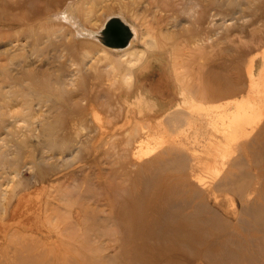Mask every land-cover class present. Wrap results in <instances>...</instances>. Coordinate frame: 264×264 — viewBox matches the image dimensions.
<instances>
[{
  "label": "bare ground",
  "instance_id": "bare-ground-1",
  "mask_svg": "<svg viewBox=\"0 0 264 264\" xmlns=\"http://www.w3.org/2000/svg\"><path fill=\"white\" fill-rule=\"evenodd\" d=\"M94 2L78 0L51 15L47 7L43 9L48 10L46 12L35 9L39 15L49 14L48 22L62 24L48 34L49 38L59 40L56 47L55 43L51 46L57 52L61 51L58 58L62 60L68 61V52L79 42H101L99 35L112 17H120L133 34L125 48H111L101 43L93 55L91 52L82 55L81 71L90 73L94 70L96 81L85 85L79 101L66 99L69 110H75L70 118L71 124L67 122L66 125L52 127L49 132V136H53L63 127L72 130L75 125H85L87 132L82 135L86 140L81 141V145L94 142V148L99 150L105 143L112 150L119 149L112 156L114 162L111 164L109 161V171L97 170L96 187L88 184V201L92 197V200L103 202L109 208L107 218L94 216L88 224L82 219L83 213L74 212L79 223L68 222L69 228L92 232L91 237L80 236L83 242L90 244L110 236L104 229L113 223L122 233V244L131 247L129 264H185L188 253H194L193 263H197L199 244L205 248L200 259L208 264H229L232 258L237 261L238 257L247 264L262 263L263 238L257 243L253 238L235 237L233 229L242 227L250 233L253 227L264 233V207L253 201L252 191L247 190V181L238 182L232 170L247 164L254 169L264 163V0H248L250 9L254 8L252 13L238 10L240 0H133V3L122 5L125 10L135 11L133 19L124 13L114 12L97 19L100 22L98 27L90 25L97 14ZM143 5L146 6L145 11L141 12L138 6ZM154 9L158 14L151 26L148 22L149 26L136 23L141 15H147ZM250 15L254 18L250 19ZM219 16L237 20L248 17L249 21L232 30L239 32L237 34L230 32L216 37L219 27L215 31L207 25ZM66 26L69 30L64 35ZM236 35L239 37L235 38ZM71 36L73 39L67 43ZM100 53L102 57H96ZM156 58L166 62L164 68L159 65L162 69L160 74L166 75L168 70L171 73L168 76L172 80L169 98L156 96L146 83L150 74L155 72ZM93 60L96 64L91 67L89 63ZM73 77L69 80L72 86L75 84ZM105 77V81L110 83H100ZM46 89L41 93L37 86L32 88L30 84L24 95L25 103L30 106L37 101L36 105L43 107L51 102L50 109L54 110L60 103L54 98L58 94L48 87ZM105 89L111 93H106ZM59 96L63 94L59 93ZM102 98L109 101L104 104L108 110L100 107ZM200 138H207L206 144H202ZM68 145L66 141H53L45 148L62 152ZM81 145L71 155L62 158L66 165L75 166L72 158L83 148ZM256 152H260L259 158L249 157ZM58 155H49L46 159H57ZM94 160L92 163L98 164V158ZM84 166L80 163L78 167ZM166 172L178 174L175 181L167 177L160 183V176ZM207 177L212 179L213 185L206 184ZM193 178L201 182L200 187L193 183ZM139 184L142 185L140 188ZM185 184L190 187L189 191L184 190ZM229 186H233L241 200L240 214L249 215L251 220L239 216L236 208L234 212L238 218L235 222L229 223L221 217L218 207L221 201L217 194ZM193 191L195 208L186 212L191 202L185 194ZM6 196L7 190H0V204ZM212 198L215 205L210 202ZM16 204L6 209V217L0 219V243L14 239V246L9 241L14 254L10 247L8 250L14 255V260L1 262L36 264L42 253L29 252L37 249L40 243L51 240V235L42 234L39 227V219L46 228L49 227L47 204L45 201L43 214L37 210H25L26 215L14 218L12 211ZM59 210H63V214H59L65 220L64 209ZM13 227L15 229L1 240V231L6 232ZM66 257L71 258L69 255Z\"/></svg>",
  "mask_w": 264,
  "mask_h": 264
},
{
  "label": "rangeland",
  "instance_id": "rangeland-1",
  "mask_svg": "<svg viewBox=\"0 0 264 264\" xmlns=\"http://www.w3.org/2000/svg\"><path fill=\"white\" fill-rule=\"evenodd\" d=\"M4 1H6V3ZM77 1L78 0H0V184L3 183L0 190H7L6 199L2 200L0 204V219L1 217H6V209H9V207L15 203L18 205L16 204L15 206L17 207L12 211L15 213V216L13 215L14 218L19 215H24L27 211L31 212L34 210H37L39 214H43L46 201L47 207L50 209L49 210L47 207L45 208L47 211L46 218L48 217L46 220L50 224L49 227L46 228L45 223L43 224L39 219V227L42 234L45 232L51 235V240L40 243L41 245L39 244L37 249L33 248V250L29 252V254L42 253L43 256L36 261V264H129L127 262L132 252L131 247L130 245L124 246L122 244V241H120L122 233L117 230L116 226L112 225L113 223H109L108 227L104 229L105 233L110 234V236L102 237L99 240L96 239L90 244L88 242H83V238L80 236L83 234L85 235L84 237H91L93 235L92 232L79 228L74 230L73 228H69V223L72 221L75 225L79 223L76 222L77 219L74 212L80 211L81 214L83 213L82 219L87 221L88 224L94 216H98L100 219H103L105 216L107 218L109 208H107L103 202L92 200V197H89L91 201H88V184L91 187H96L97 170L103 168L105 171H109L110 165L115 160L112 158V156L115 155L114 151L116 150V152H119V149L113 148L112 150L111 147L109 148L110 145H105V143L99 150L94 148V142L81 145L80 142L86 140V136L82 135L87 132V130L84 129L85 125H75L72 130H70V128L66 130L63 127V130L57 132L56 135L49 136L52 127H59L61 124L66 125L67 122L71 124L70 118L74 116L75 110H69V107L66 106V103H68L66 99L71 98L79 101L80 94L83 92L85 85L90 84L92 80L96 81V73L94 70L90 73L81 71V59L85 52H91L93 55L103 43L101 44V42L98 41H94L93 44H85L83 42L77 43L76 47L68 52V62L58 58L61 51L57 52L54 50L59 40L55 39V37H48L50 32L53 33L55 29L62 26L59 22H48V16L65 10L68 4ZM131 2L133 3V0H95L93 5L95 6L97 14L90 25L98 27L100 22H98L97 19H101L104 15L114 12H116L115 14H119V12L124 13L132 18L135 11L131 9L125 10V8L122 7L125 3ZM240 2L241 5L238 10L243 13L253 12L254 8L250 9L251 5L248 4V0H240ZM45 7L51 12L50 15L45 13L39 15V13H37L38 9L43 10ZM145 7V5L138 6V9L144 12ZM36 8L37 14L35 13ZM224 9H226V7ZM48 10L43 11L46 12ZM156 11L157 10L154 9L147 12V15L146 13L145 15H141L142 17L137 20L138 22L135 20L136 23L139 25L144 23L147 24V26H151L155 15L158 14ZM249 18H254V15H250ZM249 18L237 20L219 16L216 17L211 24H208L207 27L215 31L219 27L216 37L225 36L233 32V29H237L239 25L248 22ZM27 22L29 24H25ZM147 26L145 28H147ZM64 28L63 34L67 35L69 28L67 26ZM167 28L172 30L170 29L172 28L171 26H167ZM237 33L239 32H233V34ZM238 37V35L235 36V38ZM71 39H73L72 36L67 39L68 41L66 40L67 43L70 42ZM52 43H55L53 44L54 47L51 46ZM102 55L103 54L100 53L96 57L100 58ZM156 59L155 65L153 66L155 72L150 74V79H147L146 83L156 96L169 98L172 90L170 87L172 80L169 78L171 73L170 70H168L167 76L160 74L162 69L159 68V65L164 68L166 62L161 58ZM73 63H75V65L71 66ZM94 64H96V60L90 62L89 66L92 67ZM72 75H74L73 78L75 79V84L73 86L70 85L69 82ZM106 79V77L103 78V81L100 83H110L109 81H105ZM30 84H32V88L37 86L41 93L46 92L47 87L53 90L55 94H58L57 98L54 97L55 100H58L57 103L60 102L57 104L58 106L56 105V108L53 110L50 109L52 106L51 102H48L46 106L42 107L36 105L37 101L30 104V106L27 105L24 95L28 92V86ZM109 91L111 93V90L105 89L106 93ZM59 93H62L63 96L60 97ZM108 96V98H110V94ZM106 99L107 98H102L100 101L101 103H99L103 110H108L104 105L109 102L106 101ZM122 102L123 101H121L120 104ZM89 127L90 126H88V128ZM168 134L171 135L170 133ZM109 138L110 137H108V140L112 141L111 138ZM200 139L203 140L202 144H206L207 138ZM53 141L57 143L66 141L67 145L69 144L68 146L70 147H64L62 152L58 149L52 151L47 150L45 147L48 143ZM58 145L61 146L60 144ZM80 145L83 148L79 149V152H75L76 155L73 157L75 159L72 158L75 166L66 165L62 158L71 155L73 150H77L76 148ZM201 148L200 146L199 149ZM256 153L257 154L249 155V157L259 158L260 152ZM54 154H59V159H46L49 155ZM235 154L236 153H234V155ZM95 157L98 158L97 166L92 163V161H95ZM109 161L111 162L110 165ZM80 163L85 166L79 168L78 166ZM220 167H222V165H220ZM232 172L238 182L247 181V190L252 191L253 201L258 202V204L264 207V163L254 169L248 164L244 167H234ZM65 173H69V175L64 176ZM177 176L178 174L174 172H166L160 176L159 181L161 183V181L167 177L175 181ZM183 176L186 183L187 175L185 174ZM192 181L195 185L197 184L200 187L201 182H199L198 179L193 178ZM205 181L207 185H213L211 178L207 177ZM141 186L142 185L139 184V188ZM185 187L184 190L186 189L189 191L188 189H190V187L186 184ZM193 189L194 188H192V190ZM217 195L221 201L218 207H220V211L223 214L220 215L229 223L235 222L238 218L235 216L237 213L234 212V208H236L239 216L251 220L249 215L240 214L242 203L233 186L226 187L221 192H218ZM185 196L191 202L186 209V212H190L194 207L193 202L195 200L192 198L195 197V191L187 193ZM204 198L208 201L206 196H204ZM210 202L215 205L213 198ZM233 203L235 205H232ZM49 204H52V206ZM53 206L57 207L54 208ZM51 207L54 212L51 211ZM53 208L57 210L56 213ZM57 208L64 209V211L67 212H64V216L66 217H63L66 218L65 220H63L61 216L63 210L58 211ZM25 210L27 211L25 212ZM59 212L61 214H59ZM108 222L112 221L108 220ZM251 228L252 231L247 233L242 227H235L233 229L235 237L242 236L246 240H251L253 238L256 239L257 243L261 238L264 240V233L254 230L255 228L253 227ZM10 229L6 232L1 231V234L3 233L1 240H4L6 235H9L15 228L13 227ZM12 239L8 240L5 244H3V242L0 243V264L6 261L9 262L11 259V261L14 260V251L13 248H11L12 245L14 246V239ZM9 241L12 242L11 246ZM9 247L13 254L10 253L11 251H8L10 250ZM6 248L7 250H5ZM197 248L200 251V255L197 254V263H193L194 253H188L185 264H208L206 261L200 259V256L205 250L204 246L199 244ZM250 250L254 253L252 249ZM23 254L27 255V253ZM50 255H53V257H50ZM68 255L73 259L66 257ZM49 257L52 259L50 260ZM6 258L8 260H6ZM74 258L76 260H74ZM68 259L70 262H68ZM46 260L49 261L45 262ZM74 261L77 263H74ZM229 264L247 263L238 257L237 261H234L232 258ZM260 264H264V260Z\"/></svg>",
  "mask_w": 264,
  "mask_h": 264
},
{
  "label": "water",
  "instance_id": "water-1",
  "mask_svg": "<svg viewBox=\"0 0 264 264\" xmlns=\"http://www.w3.org/2000/svg\"><path fill=\"white\" fill-rule=\"evenodd\" d=\"M132 31L120 17H112L106 22L101 43L111 48H125L132 39Z\"/></svg>",
  "mask_w": 264,
  "mask_h": 264
}]
</instances>
